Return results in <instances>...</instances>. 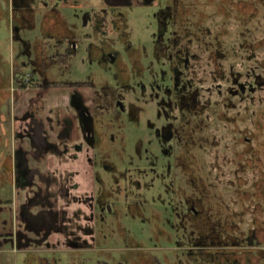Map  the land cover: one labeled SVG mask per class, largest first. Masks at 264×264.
I'll return each instance as SVG.
<instances>
[{
  "label": "flooded vegetation",
  "instance_id": "flooded-vegetation-1",
  "mask_svg": "<svg viewBox=\"0 0 264 264\" xmlns=\"http://www.w3.org/2000/svg\"><path fill=\"white\" fill-rule=\"evenodd\" d=\"M0 5L18 44L16 63L0 54L13 126L0 189L19 196L0 202V249L20 241L43 264H264L257 232L239 231L229 205L263 213L264 0ZM231 59L246 65L241 92L225 84ZM224 137L241 146L228 159L233 199L210 157Z\"/></svg>",
  "mask_w": 264,
  "mask_h": 264
},
{
  "label": "rangeland",
  "instance_id": "rangeland-1",
  "mask_svg": "<svg viewBox=\"0 0 264 264\" xmlns=\"http://www.w3.org/2000/svg\"><path fill=\"white\" fill-rule=\"evenodd\" d=\"M90 4H97V0H90ZM1 5L4 9V3H1ZM1 5L0 7H2ZM132 10H134L133 12L136 14V16L131 17L132 27L134 29L135 35H141L143 31L142 26L145 21L144 17L142 16L143 10L141 6L134 7L132 8ZM262 27L264 28V25H262ZM263 34L264 31H262V35ZM17 50L18 44L16 43V41H13V39L10 37L6 19H0V54L2 55L3 60L10 65L14 64V62L16 63L18 61ZM261 58H263L262 65L264 67V53L262 54ZM241 66L246 68L245 63L238 59H231L229 62L231 74L229 75V80L226 81L225 84L227 89L230 91H242V85L243 83L245 84V82H243L244 79H239L238 82H235V80L238 79L240 75H242V71L239 69ZM261 74V89L256 94V103L257 105L260 104L261 109V158L263 163L262 166H264V69H262ZM224 98V102L230 104L229 101L232 98L229 95H225ZM11 107L12 102L10 103L9 99L4 101L3 104L0 105V169L1 163L3 162V158L5 156H8L12 151V136L10 132V126L12 123L10 116ZM233 145V141L231 142L229 139H226L224 137L220 142L219 147L216 149H212V153L210 155V157L213 158V166H219L218 171L214 173L219 176V192L223 194L226 199H233L236 197L234 193L235 188L233 189L232 187H230L232 185L229 181L233 179L232 174L234 169L232 168V166H230L228 159L231 158V150L240 149L241 146L238 144L234 146ZM210 157H205V162H209L211 159ZM256 176L257 175L254 171L246 169L241 176V179L243 180V184L240 188L241 191L244 190L245 192L250 193L251 182L255 180ZM212 178L214 179V177ZM262 195L264 196L263 190ZM18 197V191H16L14 187L10 185H4L3 187H1L0 202L8 201L11 204H14L15 199ZM229 205L234 212L241 214L239 217L237 216L234 219V222L238 224L239 231H243L244 234L247 235L249 231L254 228L260 238L261 246L264 249V206H262L263 213L256 214L252 211V209L254 208L253 203H251L247 199L243 202H239L237 204L230 203ZM252 220H255V223H253ZM19 242L20 241L12 240V242L8 241L4 244V246L0 249V264H43L40 262V260H33V262L30 263V253H28Z\"/></svg>",
  "mask_w": 264,
  "mask_h": 264
},
{
  "label": "crops",
  "instance_id": "crops-1",
  "mask_svg": "<svg viewBox=\"0 0 264 264\" xmlns=\"http://www.w3.org/2000/svg\"><path fill=\"white\" fill-rule=\"evenodd\" d=\"M12 86V83H11V79H10V83H9V85H8V87H11ZM12 121V120H11ZM10 132H11V136H12V134H13V126H12V123H11V126H10ZM80 178L79 177H77V180H79ZM2 214H4V213H2Z\"/></svg>",
  "mask_w": 264,
  "mask_h": 264
},
{
  "label": "trees",
  "instance_id": "trees-1",
  "mask_svg": "<svg viewBox=\"0 0 264 264\" xmlns=\"http://www.w3.org/2000/svg\"><path fill=\"white\" fill-rule=\"evenodd\" d=\"M4 85H5L6 87H8V81H7V79H6V81L4 82ZM0 98H1V96H0ZM263 183H264V179H263ZM262 190H263V192H264V188H262ZM263 199H264V196H263Z\"/></svg>",
  "mask_w": 264,
  "mask_h": 264
}]
</instances>
